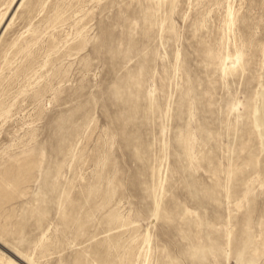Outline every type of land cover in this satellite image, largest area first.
<instances>
[{
    "label": "rangeland",
    "instance_id": "1",
    "mask_svg": "<svg viewBox=\"0 0 264 264\" xmlns=\"http://www.w3.org/2000/svg\"><path fill=\"white\" fill-rule=\"evenodd\" d=\"M0 264H264V0H0Z\"/></svg>",
    "mask_w": 264,
    "mask_h": 264
},
{
    "label": "bare ground",
    "instance_id": "2",
    "mask_svg": "<svg viewBox=\"0 0 264 264\" xmlns=\"http://www.w3.org/2000/svg\"><path fill=\"white\" fill-rule=\"evenodd\" d=\"M228 19H226V24L228 29L231 30L232 27H234V24H235V21H236V18H235V10L232 9V7L230 5H228ZM230 34V32H229ZM230 57V56H229ZM113 243V242H112ZM107 250V249H106ZM147 256V255H146Z\"/></svg>",
    "mask_w": 264,
    "mask_h": 264
}]
</instances>
